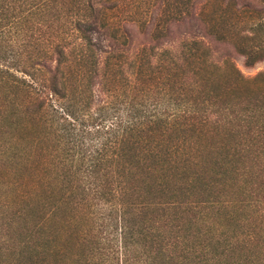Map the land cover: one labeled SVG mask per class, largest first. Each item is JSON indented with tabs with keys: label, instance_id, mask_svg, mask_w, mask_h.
<instances>
[{
	"label": "trees",
	"instance_id": "1",
	"mask_svg": "<svg viewBox=\"0 0 264 264\" xmlns=\"http://www.w3.org/2000/svg\"><path fill=\"white\" fill-rule=\"evenodd\" d=\"M122 4L0 0V264H264V0Z\"/></svg>",
	"mask_w": 264,
	"mask_h": 264
},
{
	"label": "rangeland",
	"instance_id": "2",
	"mask_svg": "<svg viewBox=\"0 0 264 264\" xmlns=\"http://www.w3.org/2000/svg\"><path fill=\"white\" fill-rule=\"evenodd\" d=\"M155 0H125V5L122 4L121 18L124 21L138 20L137 24L133 22L125 23V30L129 34L132 50H138L143 46H149L152 43L148 37L150 26L153 22L154 16L157 14V8L154 4ZM128 13V14H127ZM197 23L182 22L179 25L172 27L169 37L160 43L162 46H169L170 44H180L183 39L198 38L202 34L199 31ZM97 43H104L102 36L97 32L94 33ZM154 45V44H152ZM217 54L215 59L220 60L222 56L227 52L222 47H216ZM231 56L236 66L242 71L245 76L254 77L260 72H264V62L258 63L252 68H248L244 64V58L231 52Z\"/></svg>",
	"mask_w": 264,
	"mask_h": 264
}]
</instances>
